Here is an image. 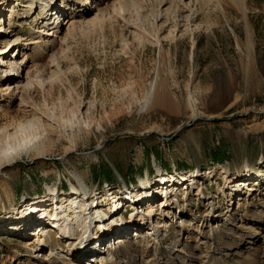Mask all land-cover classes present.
<instances>
[{
    "label": "rangeland",
    "instance_id": "rangeland-1",
    "mask_svg": "<svg viewBox=\"0 0 264 264\" xmlns=\"http://www.w3.org/2000/svg\"><path fill=\"white\" fill-rule=\"evenodd\" d=\"M55 1L65 11L44 21L47 15L40 0L32 8L24 5L28 0H0V27L8 30L0 32V73L7 75L12 65H20L24 75L19 82H25L26 75L35 79L33 87L23 92L28 107L0 98V151L6 131L13 132L18 123L34 115L32 106L57 108L59 116L67 118L80 104H92L97 107L93 119L103 128L74 134L68 127L69 137L61 140L52 130L54 144L37 154L21 152L9 160L1 152L0 219L35 200L47 203L38 204L45 218L54 216L65 203L54 198L73 194L71 181L77 184L69 171L80 173L98 196L108 197L102 204L109 221L113 196L137 192L143 179L141 187L149 182L158 185L162 174H180L187 176L189 185L195 179L189 187L179 184L174 192L182 213L177 209L176 214L174 209L164 213L169 210L158 187L152 207L144 206L138 213L147 217L146 210L153 208L155 220L168 216L158 234L153 233V219H145L141 223L148 224L126 229L100 245L112 247L120 236L123 246L118 251H131L141 257L140 264H157L164 257L163 246L179 264L188 254L207 264L208 251L216 245L212 238L236 236L239 216L246 209L236 198L237 215L231 218L229 179L245 171L264 175V0H247L244 10L237 0H121L123 18L113 11L116 0ZM157 35L163 42L162 53ZM23 53L28 56L26 63H22ZM159 72L165 74L177 110L163 105L141 108ZM191 94L197 109L190 104ZM94 153L98 158L88 157ZM253 192L255 210L264 213V187ZM240 193L248 200L249 185L243 184ZM212 200L220 205L213 215ZM124 208L121 212L129 220L134 210ZM11 224L0 222L1 264H17L13 259L3 263L16 251L31 264H39L42 258L45 264H53L55 256L67 257L59 228L48 226L55 247L51 252L48 239L40 248L24 245ZM37 250L41 255L34 259Z\"/></svg>",
    "mask_w": 264,
    "mask_h": 264
},
{
    "label": "bare ground",
    "instance_id": "bare-ground-1",
    "mask_svg": "<svg viewBox=\"0 0 264 264\" xmlns=\"http://www.w3.org/2000/svg\"><path fill=\"white\" fill-rule=\"evenodd\" d=\"M28 1L29 2L24 5L32 8L34 6L35 0ZM40 1H42L41 3H43L42 5H44L45 7L44 14L47 15L44 21H46L47 19H51L53 14L56 15L60 11H65L63 5H59V3L55 4V0ZM246 1L247 0H237V3L239 4L241 10L245 9ZM1 4L2 3H0V5ZM112 6L114 8L113 11H118L117 15H120V17L123 18V2L121 0H116L112 3ZM7 31L8 30H6L3 26L0 27V32ZM155 40L160 46V53H162V51L164 50L162 40L158 35L156 36ZM251 42V35L248 31L247 44L250 46ZM32 43L34 42L31 41L30 44ZM43 44L44 42H41L40 46H42ZM26 61H28V56H26V53H23L22 63H26ZM12 66V71L8 72L7 75H3L0 73V98H5V100H17L21 104L28 107L30 104L23 92L33 87L32 79H35L31 77L29 78V76L26 75V81L19 82L18 79L23 77L24 75V68L20 65ZM38 81L39 83L42 82V86H45L42 80ZM169 92L170 91L165 74L159 72L149 84V87L147 88V94L143 102L141 103V108L149 109L152 107L163 105L171 111L177 110V103L175 100H173ZM189 101L192 107L195 108L197 105V99L192 94ZM31 110L34 112V115L31 117V119L25 122L18 123L16 129L13 132L6 131L5 140L1 146L2 151H0V153L3 152L2 156L9 158V160L14 158L15 155H18L21 152L27 155H31L34 153L37 154L43 151L47 145H53V140H51L52 130V132H54V130L56 129V132L59 135V140H61L63 138L69 137L66 135V132H68V127L74 134L76 131H78L79 133H81L82 131L90 132L93 127H96L97 130L103 128L101 123H96V119H93L92 115L94 114V111L97 110V107L92 104L87 105L83 103V106L82 104H80L76 107V109H73L70 112V115L67 118L59 116L57 108H41L38 106H32ZM193 112L194 115H197V117L200 115L197 110H194ZM70 138L74 137L72 136ZM70 150H76L75 142L73 140ZM88 157L96 159L98 158V155L95 153L88 154ZM63 161L64 163L67 162L66 157H63ZM69 172L71 177L74 178L77 182L78 186L71 181L73 194H70L67 197L61 196V198H54V200L65 202L63 203V207L58 206L56 208L57 211L55 212L56 214L54 213V216L45 218L44 216L46 214L44 215L41 213V211L39 212L38 206L41 204L47 205V203L43 202L42 200H35L32 203L25 204L23 208H21L23 206L22 205L20 207V210L16 212L14 211V213L9 214L8 217L0 219L1 223L9 220L12 221V224L9 227L18 233V238H21L22 241H24V245L26 246L36 244V246L40 248V246H43L46 243L45 241H47L48 239L49 242H51L49 246V250L51 252H54L55 247L53 245L51 233L48 226H51L52 228H59L60 236L66 243L65 246L67 248V257L54 255L55 257L53 256V264H140L141 257L135 256L131 251L128 252V250H126V252L123 251L122 253L121 251H118V249L123 246V242H121L122 240H120V236L118 240H113L115 244L113 243L112 247L108 246V248L105 249L100 244L109 237L111 240V237L115 236L118 233H126V229L130 230L133 228V230H136L138 226H144L148 224L141 223L144 222L145 219H153L154 223H156L152 226V228H154L153 233L155 232L158 234L159 228L165 225L162 224L165 222L167 224L168 216H166L164 220L161 221L155 220L153 217L154 215L152 216V213L154 211L153 208L146 210L149 213L147 215L148 218L143 215H139L138 213L143 210V208H145L144 206L148 208L152 207V204L157 198L158 187H160L161 189V191H158V194L161 192L160 196L162 195L163 199L162 204H164V207L169 208L166 209L169 211H164V213L170 212V209H174V211H172L174 213L176 212V209L177 213H180V211L182 213L183 206L176 201L177 199L175 200L174 197L176 195L174 194V192H177L180 189L178 186H180L182 183L184 184L189 182V180L187 181V176H183L180 174H176L175 176H164L162 174L158 178L159 183H156L158 185H153L149 182L147 186L141 187V185L145 182L143 179L141 181L142 183L140 187H136L137 192L131 190L128 192H123L120 196H113V198L110 197L111 199L109 200L111 201L110 203L112 205L111 213L114 219L112 218L111 221H109V218L103 214L104 208L102 204V199H107L108 197H102L101 195L98 196V193L95 192L94 187L88 185L87 181L80 173L71 171ZM198 173L199 171L193 172V174ZM197 176L194 177L196 178ZM252 176L253 180L251 179ZM237 177L238 178L232 177L229 179L228 184L230 185L229 188H227L229 189L230 195L232 196V198L229 199L228 204L229 212L232 216L231 218H234V216L237 215L236 210L238 207H235L236 198H238L239 201H242L240 205L244 206L246 209H244L243 214L239 216L241 223L240 225H238V228L236 230V236L232 238L226 237L223 239L216 236L212 238L213 242H215L216 245L214 247V250L212 249V251H208L210 253V255H208L210 261H208L207 264H264V232H262L264 229V224L261 223V220L264 221V213H262V211L255 210V204L253 200V196L256 195L253 191H259L264 187V175L262 173H254L253 175H251L250 173L245 171L241 172V174H239ZM179 180L181 182H179ZM192 180V182L190 181V185L195 182V179L193 177ZM243 184L249 185L250 194L248 198L250 200L240 197V190ZM190 185L188 183L187 187H189ZM175 189L176 191H174ZM56 190L57 188L55 187L52 191ZM198 190L200 191V193H203L201 188H198ZM223 193L228 196L225 191ZM121 199L123 201H121ZM67 200H71L72 202H70L72 204L70 202L67 203ZM75 204H78V206H75ZM209 204L211 215H213L216 211L218 212V209L220 208L219 204L215 203L213 200ZM127 205L134 210V212H131L129 220H126L124 213L121 212L124 206ZM245 210H247L246 214L250 215V217L245 216ZM63 212H66L67 214L63 216ZM135 213L138 215H136ZM218 215H215V217H217ZM137 216L139 218H137ZM117 218H119L120 220V226H118V224L116 223ZM124 218L125 221L123 220ZM138 219L140 223L138 222ZM112 220L117 224L118 227L116 226V224H113ZM28 226L32 227L29 228ZM182 227L184 230L187 229L185 225H183ZM29 229L32 231L30 233H27ZM166 229L165 231L168 233L169 229ZM33 237L34 239L31 240V238ZM93 241L94 245L91 246V243ZM177 246L179 245L177 244ZM162 251L164 257L160 258V260L157 261V264H179L178 258L172 255L171 251H168V247L163 246ZM40 252L41 250H37L36 254L32 256V258L38 259L39 255H41ZM75 253L77 254L75 255ZM14 254L15 255L13 257H7L5 260H3V263L8 262L10 259H13L14 261L17 260V264L32 263L22 260L21 255H19L17 251ZM198 259V257L188 254L187 259L184 261L182 260L181 262L182 264H200L198 262ZM42 260V262L38 263L45 264V259L42 258ZM84 261L86 262L84 263Z\"/></svg>",
    "mask_w": 264,
    "mask_h": 264
}]
</instances>
